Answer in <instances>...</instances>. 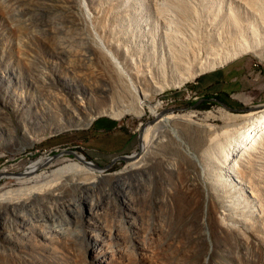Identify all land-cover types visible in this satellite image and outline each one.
Here are the masks:
<instances>
[{"label":"bare ground","instance_id":"1","mask_svg":"<svg viewBox=\"0 0 264 264\" xmlns=\"http://www.w3.org/2000/svg\"><path fill=\"white\" fill-rule=\"evenodd\" d=\"M8 1L21 12L28 24L31 23V14L35 11L58 13L59 9L45 2L43 7L37 4L32 5L35 3L34 0ZM159 1L161 6L169 3L176 16L171 15L173 18L169 19V22L166 20L168 23L165 21L166 27L163 26L161 33L163 48L154 54L157 61L149 63L146 66L147 70L134 64L131 58L132 52L128 49L124 52L129 59L127 57L123 59L126 64H134V67L129 69V67L120 66V62L117 63L116 58L113 57L115 51H112L108 40L111 36L110 29L107 28L109 20L103 14L99 15L100 12L95 14L93 21L99 37L86 43L76 41V47L80 50L83 45L86 53V55L83 53L79 55L83 62V66L80 65L81 73L84 71L83 77L91 76L93 72L89 71L90 65L97 64L99 71L101 70L99 75H103L107 80L105 81L107 84L100 88L101 93L108 94L112 99L119 92L116 90L117 85L114 84L116 82L119 84L120 91L127 92L128 102L122 109H101V111L86 109L84 111V108H80L79 102L74 100L73 93L68 92L71 96L68 95L67 100L62 98L63 96L57 97L58 100L65 101L64 105L68 110L67 120L59 118L54 121V115L50 121L46 117L47 120L42 118L36 124L33 122L31 129H36L39 134L32 137L30 136L32 132L25 127V135L19 144L13 142L17 126L15 122L2 121V116H0V145H8L12 141V144L7 147L12 155H16L32 148L45 134L50 135V133L73 128L86 129L94 119L101 115H108L118 120L125 114L137 119L146 114H155L158 104L147 102L148 94L145 92V87L135 82L136 79L143 78L145 72L149 79L150 77L155 79V83L151 81L154 86L149 91L154 94L169 88H179L199 74L213 70V66L222 67L226 62L243 54H248L264 64V0H226L228 3L225 13L228 22L227 30L221 32L220 30L224 28L222 27L218 32H209L202 37L194 35L190 38L188 36L186 39L180 32L186 31L184 28H189L188 24L191 25L187 24V17L191 12L195 13L191 10V4L184 0H139L137 4L140 10L147 7L153 8L155 15L158 16L165 13L161 14L165 7L160 8ZM81 6L80 0H61L62 10L59 9V13L69 14L71 10L74 11L73 9H81ZM54 25L57 26L58 21ZM180 29L183 30L180 31ZM151 35L153 39L154 35ZM214 38L216 43L213 41ZM218 45L221 51L215 54L217 56H214V59H211L213 54L210 58L208 52L215 47L218 48ZM64 48L65 46L62 48L63 51H65ZM73 56L76 55L73 53L65 57L69 59ZM121 64L124 65V63ZM44 79L46 78L42 76L41 80L44 81ZM5 80L10 86L11 81L8 78ZM263 107L250 110L246 115L241 116L242 119L235 126L221 130V134L213 138L210 135L212 126L207 122L215 121L217 116L211 112L189 111L185 114L172 112L167 115L159 114L152 124L141 129L140 153L126 157L129 164L120 172L106 177L102 176L101 172L92 169L85 162L82 154L75 152H72V158H61L48 166L43 164L47 158L43 155L39 159L31 160L17 173L3 167L0 169V177L13 176L14 179L9 180L7 190H0V219L6 214L22 219L10 230L12 236L15 235L14 233H23L24 230H28L26 225H31V242L34 240L32 235L37 233L35 231L37 229L40 235L42 234L45 239L54 243L52 252H42L41 257L33 253L31 256L25 254L23 258H19V263L74 264L72 258L75 252L72 249L75 245H79L83 251L88 252L98 246L100 251L96 254V258L101 256L97 261L98 264H160L158 260L162 261L164 258L168 259L171 264L202 262L201 253L195 251L194 248L187 246L175 248L177 247L175 246L176 238L170 235L169 231L163 230L164 227L160 226L161 223L158 222L160 218L158 219L157 216V222H150L152 224L149 227L146 226L148 229L144 236L138 235L141 219L145 221V216H153L156 210L166 205L172 207V202H175L171 198L169 189L157 194L148 186L146 177L150 174L149 168L153 162L172 173L178 169L176 165L179 162L183 165L184 171L189 172L190 176L181 183V188L188 195H198L201 201L199 213L195 212L185 217V224L193 234H197L201 228H206L211 219L216 222L217 230L220 232L235 233L236 231L237 236L247 234L253 237L264 220V179L261 181L257 179L251 166L257 149L261 145L264 147ZM220 115H223V112L220 111ZM168 124L173 125L171 127V125L167 126ZM170 130L178 133L183 139L173 141L168 135ZM154 145L160 147L158 149L160 152L151 157L153 152L150 149L154 148ZM191 154L194 155V160L191 159ZM167 155L174 157L173 160L177 164L169 162ZM237 200L244 203L241 208H246V214L234 216V209L238 206ZM85 208L88 214L86 216L83 214ZM27 213H31V224ZM104 216H111L118 224H113L111 229L105 227L102 219ZM254 225L258 226L257 230ZM85 232L92 233L91 236L96 239L94 244L85 241L78 242L79 236L84 235ZM119 232H125L129 246L124 243V240L120 242ZM12 236L8 237L11 239ZM195 237L191 235L190 238ZM79 246H77L78 249ZM62 260L64 263H60ZM81 264L95 263L87 261Z\"/></svg>","mask_w":264,"mask_h":264},{"label":"rangeland","instance_id":"2","mask_svg":"<svg viewBox=\"0 0 264 264\" xmlns=\"http://www.w3.org/2000/svg\"><path fill=\"white\" fill-rule=\"evenodd\" d=\"M34 1L32 5L37 4L39 7H43L45 2L49 6L52 5L62 10L61 0ZM137 1L139 0H80L83 7L81 6V9L77 10L73 9L74 11L71 10V13L69 12L70 16L62 12L59 13V9L58 13L35 11L31 14V23L28 24L23 19L21 12L8 0H0V116H2V121L15 122L17 125H15L14 143L19 144L22 142L25 135V127L29 128V131L32 132L30 136H37L39 133L36 129H31V123L35 122L36 124L42 118L47 117L50 121V118L55 115L57 117L56 119L53 117L54 121H57L59 118L67 120L68 110L66 109V105H64L65 101L58 100L57 97L63 96L62 98L67 100L71 96L68 92L70 94L73 93V96L76 98L74 100L79 102L80 108H84V111L86 109L90 111H101V109L117 110L122 109L127 104V92L120 91L117 82L114 84L117 85L116 90L119 92H115L116 96L112 99H110L111 97L108 94L100 92V88L107 84L105 83L107 80L103 75H99L101 70L99 71L97 64L90 65L89 71L93 72L91 76L83 77L84 71L81 73L83 62L80 60L82 57H79V55L82 53L86 55V53L83 45H81L82 49L80 48V50L76 47V41L86 43L94 41L99 37L96 34L97 31L93 21L96 16L95 14L100 12L99 15L103 14L109 20L107 28L110 29L111 36H109L108 40L111 43L112 51H115L113 57L116 58L117 63L120 62V66L129 67V69L130 67H134L135 64L139 68L147 70L148 67L146 66L149 63L157 61V57L154 54L163 48L162 29L166 27V22L175 17L176 14L169 3L161 6L159 1L160 8L165 7V10L161 13L165 12L163 14L164 17L163 15H155L153 8L150 7L140 10ZM184 1L190 3L193 8L191 10L195 12L193 14L191 12V17H187V24H191L187 25L189 28H184L186 31H182L183 29H180L182 32L179 31L181 35H184L185 39L188 36L190 38L194 37V35L202 37L209 32H218L222 27L224 28L220 30L221 32L227 30L228 22L225 13L227 12L228 3L226 0ZM236 10L238 11V9ZM107 14L110 15L108 16ZM171 15L174 16L172 17ZM57 21L58 25L56 26L54 24ZM145 24L146 26H144ZM189 29L194 31L192 32ZM151 34L154 35L153 39ZM213 41L217 42L215 38ZM63 45L65 46V51L62 49ZM217 47L211 51L207 49L209 50V57L213 54L211 55L212 58L210 57L211 59H214V56H217L215 54L221 51V47L219 45ZM125 49L132 52L131 58L134 64L125 63L123 58L127 57L129 59L124 52ZM61 51L63 52L60 53ZM63 53L66 55H73L74 53L76 56L67 59ZM235 62L242 63V72L238 76V86L234 84L232 92L216 97L220 100V103L232 110H227L214 101H195L192 99V95H186L184 91L190 90L197 76L179 88H169L154 94L150 93L149 91L154 86L151 81L155 83V79L151 77L149 79L147 72H145L142 76L143 78H135V82L141 87H145V92L148 94L146 98L147 102L158 104L155 114H146L140 119L125 114L118 120L108 115H101L94 119L86 129L73 128L57 133H50V135L45 134L32 148L26 149L24 152L16 155H12L9 152L8 147L9 144H12V141L8 145L3 144L2 146L1 144L0 169L6 167L9 171L17 173L31 160L39 159L43 155L47 156L43 164L44 166H48L61 158H72V152H75L82 154L85 162L95 171L101 172L102 176H110L113 173L120 172L129 164V161L125 159L126 157L140 153L139 137L141 129L146 125L152 124L161 111H166L165 115L169 112L175 114H185L189 111L211 112L217 118L215 121L207 123L212 126L210 130L211 137H217L223 130L231 129L235 126L242 119L241 116L246 115L250 110L264 106V64L259 63L248 54H243L226 62L223 66L234 64ZM121 63H124V65ZM213 67L218 68V66ZM213 67L212 69H214ZM42 76L46 78L44 81L41 80ZM6 78L11 81L10 86L5 82ZM211 98L214 99L215 97ZM194 104L195 106H193ZM220 111L223 112V115H220ZM170 125L172 127L173 124H168L167 126ZM168 135L173 141H181L183 139L173 130H170ZM153 147L150 149L153 152L151 157L156 156L160 152L158 150L160 147L155 145ZM190 157L194 160V155L191 154ZM173 159L174 157L167 155V160L176 165L177 162ZM253 159V164L251 163L252 169L257 176L255 177L261 181L264 179V147L262 145L255 152ZM182 166L178 162L176 165L178 169L172 173L168 170L166 171L164 167H161L157 163L153 162L151 164L149 168L150 174L146 177L148 186L157 194H161L164 190L169 189L171 198L175 202H172V207L166 205L156 210L155 215L152 214L153 216L148 215L151 211L148 214L145 213L149 217L145 216L146 219L148 217V220L144 218L145 221L141 219L140 222L143 226L140 224L138 235L144 236L145 231L148 229L146 226L148 225L149 227L153 222H157V216L158 219L160 218L158 221L161 223H159L160 226L166 228H163V230L169 231L168 233L176 238L177 243L175 246L177 247L174 246L175 248L187 246L201 253L200 258L202 262L199 264H264V220L259 225V228L255 226L256 224L254 225V228L256 230L258 228V230L253 237L247 234H238L237 236L235 235L236 231L235 233L220 232V230H217L218 225L216 222L211 219H209L208 226L204 229H199L197 234H193L190 231L185 224V217L195 212L199 213L201 201L198 195H188L181 188V183L190 176L189 172L184 171L185 169ZM11 179H14V177H0V190H7L9 180ZM236 204L238 206L234 209V216L246 214V208H241L244 203L237 200ZM87 211L86 208L83 211L85 216L88 215ZM27 215L30 218L31 224V213H27ZM102 219L105 227L110 229L113 224H118L111 216H104ZM237 219H240V217H237ZM21 220L20 217L9 216L7 214L2 215L0 219V264H20L19 258H23L25 254L31 256V253H33L35 256L41 257L40 254L42 255V252H52L54 243L45 239L42 234L40 235V231L37 229H35L37 233L32 235L34 240L31 242V225H26L28 230H24L21 233L22 235L19 233L11 235L10 230ZM96 233H98V230H96ZM119 233L121 237L118 236L120 242L124 240V243L129 246L126 234L124 235L125 232ZM91 235L92 233L90 232H85L84 235L81 234L78 242L83 243L85 241L94 244L96 239ZM191 235H195L196 237L191 239ZM8 236H12L11 239ZM77 246L79 245H75V248L72 246V250L76 253H74V257L72 258L74 264H81L87 261L96 264L101 258L100 255L99 258H96V254L100 251L98 246L92 248L91 252L83 251L80 246L78 249ZM158 262L160 264H171L166 258L162 261L159 259ZM60 263H64L63 260Z\"/></svg>","mask_w":264,"mask_h":264},{"label":"crops","instance_id":"3","mask_svg":"<svg viewBox=\"0 0 264 264\" xmlns=\"http://www.w3.org/2000/svg\"><path fill=\"white\" fill-rule=\"evenodd\" d=\"M241 66V62H235L203 72L196 77L190 90L199 96L200 101H212L213 96L229 94L234 90L233 86H238Z\"/></svg>","mask_w":264,"mask_h":264},{"label":"built area","instance_id":"4","mask_svg":"<svg viewBox=\"0 0 264 264\" xmlns=\"http://www.w3.org/2000/svg\"><path fill=\"white\" fill-rule=\"evenodd\" d=\"M184 93H185L186 95H192V99H193V100H195V101H200L199 97H198L195 93H193V92H191V91H184Z\"/></svg>","mask_w":264,"mask_h":264},{"label":"water","instance_id":"5","mask_svg":"<svg viewBox=\"0 0 264 264\" xmlns=\"http://www.w3.org/2000/svg\"><path fill=\"white\" fill-rule=\"evenodd\" d=\"M212 101H214V102L220 104L222 107H224V108L227 109V110H232V109L226 107L225 105H223L222 103H220L219 101H217V100H215V99H212ZM193 106H195V104H194ZM165 112H166V111H161V112H159V114L162 115V114H164ZM121 158H123V157H121Z\"/></svg>","mask_w":264,"mask_h":264},{"label":"trees","instance_id":"6","mask_svg":"<svg viewBox=\"0 0 264 264\" xmlns=\"http://www.w3.org/2000/svg\"><path fill=\"white\" fill-rule=\"evenodd\" d=\"M214 99H215V100H217V101H220L219 99H217V98H216V96H215V98H214Z\"/></svg>","mask_w":264,"mask_h":264}]
</instances>
